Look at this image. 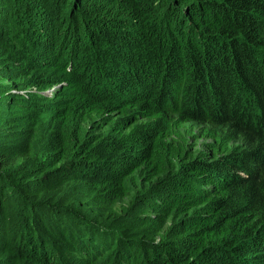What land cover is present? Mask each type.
I'll return each mask as SVG.
<instances>
[{
  "label": "trees",
  "instance_id": "obj_1",
  "mask_svg": "<svg viewBox=\"0 0 264 264\" xmlns=\"http://www.w3.org/2000/svg\"><path fill=\"white\" fill-rule=\"evenodd\" d=\"M0 264H264V0H0Z\"/></svg>",
  "mask_w": 264,
  "mask_h": 264
},
{
  "label": "rangeland",
  "instance_id": "obj_2",
  "mask_svg": "<svg viewBox=\"0 0 264 264\" xmlns=\"http://www.w3.org/2000/svg\"><path fill=\"white\" fill-rule=\"evenodd\" d=\"M49 76L50 75L48 73H44L39 69L34 70L33 77L37 80H41L44 78L46 80L44 82L49 83L52 80V79H47L49 78ZM62 86H63V82L62 83L53 82L51 85L47 86L46 87L47 89L45 90H40L39 89L40 87L38 85L31 87V89L39 94H47L51 96L57 89H60ZM142 121H144V119H142ZM190 130L193 131L194 133L193 135L187 133ZM180 132L182 133V141L186 142V147L191 152L204 150L207 147L206 145L208 140L205 139L204 137H201L199 133V127L196 124L193 125L187 124L180 128ZM129 201H130V197H127L124 199L123 203L127 204Z\"/></svg>",
  "mask_w": 264,
  "mask_h": 264
}]
</instances>
